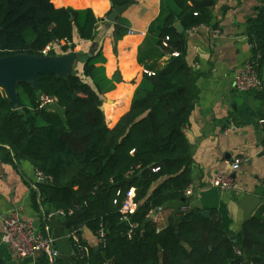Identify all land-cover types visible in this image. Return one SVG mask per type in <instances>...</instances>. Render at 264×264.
Masks as SVG:
<instances>
[{
    "label": "trees",
    "instance_id": "obj_1",
    "mask_svg": "<svg viewBox=\"0 0 264 264\" xmlns=\"http://www.w3.org/2000/svg\"><path fill=\"white\" fill-rule=\"evenodd\" d=\"M111 1L115 7L133 0ZM218 1L165 2L151 24L156 38L150 43L163 48L161 56L171 57L155 74L144 75L131 109L113 128L101 109L109 82L102 65V46L86 58L81 70L64 78L40 75V91L21 83L19 109L0 90L1 158L28 160L43 174L45 181L36 183L32 198L35 204L39 199L47 211L67 212L65 219L79 238L72 239L73 264H264V218L260 214L246 220L233 237L216 210L209 217L198 209L180 211L189 201L185 190L193 181L185 129L197 89L190 65L173 55H185L187 47L185 32H178L174 24L180 20L184 31L211 25ZM98 26L91 9L58 8L52 0H0V56L41 54L56 38L76 41V33L80 40L94 41ZM246 30L260 71L264 65V5L247 20ZM125 33L120 19L115 24V43ZM166 36L170 38L165 47ZM254 92L264 101V89ZM40 93L56 96L57 104L40 109ZM131 188L139 203L131 215L139 224L132 237L121 211L124 194ZM171 202L180 204L178 211L160 229L149 215ZM83 227L97 237L104 228L105 244L100 243L98 249L88 247L81 235ZM80 243L88 248L84 256L79 254ZM0 264H6L1 253Z\"/></svg>",
    "mask_w": 264,
    "mask_h": 264
},
{
    "label": "crops",
    "instance_id": "obj_2",
    "mask_svg": "<svg viewBox=\"0 0 264 264\" xmlns=\"http://www.w3.org/2000/svg\"><path fill=\"white\" fill-rule=\"evenodd\" d=\"M54 5L83 10L91 9L99 19L97 36L100 41L80 40V58L83 63L98 46H102L108 87L103 93L106 123L110 128L129 112L138 85L144 75L155 74L171 56L164 52L150 31L167 0H133L120 15L126 33L115 43V24L106 26L112 12L111 0H52ZM264 0H219L214 9L211 25H201L184 31L187 47L183 59L191 67L197 89L194 109L185 134L192 158V186L188 196L191 209L216 210L225 227L234 237L246 220L260 214L264 218V101L255 92L241 93L234 88V75L241 66L253 58L252 45L247 35V20L254 17ZM181 22L176 20L175 24ZM221 30L214 36L212 28ZM96 36V37H97ZM166 39V38H165ZM165 41V40H164ZM91 55V56H92ZM82 69V67H81ZM264 80V65L260 70ZM257 92V91H256ZM60 112L63 111L60 109ZM245 161L233 172L236 187L221 190L211 185L212 177L229 167L235 158ZM39 181L37 169L28 160L4 161L0 154V253L6 264H51L48 256L38 253L26 259L1 242L2 216L10 209L21 208L23 219L34 220L41 228L44 219L41 205L32 198ZM178 202L151 211L149 219L160 229L179 208ZM47 209V208H46ZM57 240L62 264H73L72 244L74 231L65 218L53 216L49 221ZM82 237L88 247L98 249V237L87 227Z\"/></svg>",
    "mask_w": 264,
    "mask_h": 264
},
{
    "label": "built area",
    "instance_id": "obj_3",
    "mask_svg": "<svg viewBox=\"0 0 264 264\" xmlns=\"http://www.w3.org/2000/svg\"><path fill=\"white\" fill-rule=\"evenodd\" d=\"M216 34L220 33V30L215 31ZM169 36H166L164 46H168ZM65 48L73 49L76 51L79 49V42L74 41L69 37L56 38L51 41L45 48L41 50L43 55H51L55 52L64 50ZM56 54V53H55ZM179 53H174L177 55ZM154 74V73H151ZM234 87L237 92L247 93L254 91H262L264 89V80L261 77L259 71V58H251L246 61L234 75ZM58 102L56 96H51L46 93L40 94L39 108L44 109L50 106H55ZM244 158H235L226 169L218 171L211 179V185L221 190H231L236 187L233 172L239 170L244 163ZM38 177L43 178V174L38 172ZM35 189L36 186H35ZM194 192L193 186L189 185L185 190V195L190 196ZM136 190L135 188L129 189L124 194V201L121 206L123 213V220L128 221L130 229L128 234L133 236L134 228L139 224L132 220L131 215L138 210L139 203L135 200ZM117 202V201H116ZM189 204H183L180 207L182 213L190 211ZM72 212V211H71ZM41 215L44 219V226L40 228L34 220L23 219L21 208L10 209L2 216V238L1 242L7 244L12 248L17 257L20 259H26L28 257L35 256L38 253L45 254L51 260V264H62L59 261L60 252L57 247V240L52 232L50 220L53 216H59L65 218L67 212L63 209H55L47 211L43 205H41ZM71 236L75 240H79L77 231L74 229ZM98 242H106V231L102 228L99 231ZM79 254L84 256L88 248L84 244H79Z\"/></svg>",
    "mask_w": 264,
    "mask_h": 264
},
{
    "label": "water",
    "instance_id": "obj_4",
    "mask_svg": "<svg viewBox=\"0 0 264 264\" xmlns=\"http://www.w3.org/2000/svg\"><path fill=\"white\" fill-rule=\"evenodd\" d=\"M126 8L127 6L113 7L112 12L107 17L106 26L109 28L112 24H116ZM71 18L73 19L74 16L71 15ZM175 27L180 33L185 30L181 22H178ZM100 39L101 34L95 38L96 42L100 41ZM174 57L178 60L183 59V55L180 53L174 55ZM79 58L80 54L77 51L62 55L17 53L0 56V90L10 99L14 108L19 109L22 107L18 96V87L21 83H28L36 91H40L42 87L40 75L56 74L64 78L74 72V64ZM102 108L103 106H101ZM44 181V179L40 180V182ZM203 214L207 217L211 216L209 210L203 211ZM67 226L70 227L69 222H67ZM79 227L81 228L82 225Z\"/></svg>",
    "mask_w": 264,
    "mask_h": 264
},
{
    "label": "rangeland",
    "instance_id": "obj_5",
    "mask_svg": "<svg viewBox=\"0 0 264 264\" xmlns=\"http://www.w3.org/2000/svg\"><path fill=\"white\" fill-rule=\"evenodd\" d=\"M208 26V25H207ZM216 30H220V29H218V28H212L211 29V32L213 33V35L214 36H219L220 35V33H221V30H220V33L219 34H216L215 33V31ZM184 32V31H183ZM78 42V41H77ZM70 50V49H69ZM79 50H80V46H79ZM79 50H76L77 52H79ZM69 52H71V51H69ZM69 52H67V53H69ZM56 53V54H55ZM55 53H53V54H51V55H62V54H67V53H64V51L63 50H61V51H59V52H55ZM81 67H82V63H76V65H75V70H81ZM235 88V87H234ZM236 90V89H235ZM21 92H22V94H23V97H26L25 96V93L23 92V90H20ZM237 91V90H236ZM41 94V93H40ZM25 99V98H24ZM26 100V99H25ZM38 172L39 171H37V175H38ZM38 179H39V181L41 180V179H44L45 180V177H43V178H39L38 177ZM35 186H36V184H35ZM44 208L46 209L47 207L46 206H44Z\"/></svg>",
    "mask_w": 264,
    "mask_h": 264
}]
</instances>
